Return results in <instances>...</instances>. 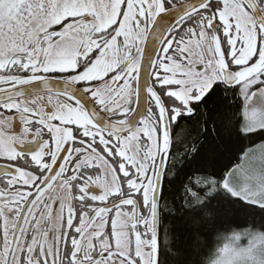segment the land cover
<instances>
[{
	"label": "snow or ice",
	"instance_id": "6c2138e0",
	"mask_svg": "<svg viewBox=\"0 0 264 264\" xmlns=\"http://www.w3.org/2000/svg\"><path fill=\"white\" fill-rule=\"evenodd\" d=\"M0 110V264H264V0H0Z\"/></svg>",
	"mask_w": 264,
	"mask_h": 264
},
{
	"label": "trees",
	"instance_id": "16d2710c",
	"mask_svg": "<svg viewBox=\"0 0 264 264\" xmlns=\"http://www.w3.org/2000/svg\"><path fill=\"white\" fill-rule=\"evenodd\" d=\"M179 146V138H174V147ZM222 163H235V157H226L221 161ZM243 215V214H241ZM255 220L259 224L260 217L254 214L244 216V221L248 222ZM229 227L225 225L206 224L201 228L200 234L188 241V248L190 250V259L195 261V264H209V262L217 254L218 248L225 242V238L230 235V231L226 230Z\"/></svg>",
	"mask_w": 264,
	"mask_h": 264
},
{
	"label": "flooded vegetation",
	"instance_id": "af4514ba",
	"mask_svg": "<svg viewBox=\"0 0 264 264\" xmlns=\"http://www.w3.org/2000/svg\"><path fill=\"white\" fill-rule=\"evenodd\" d=\"M28 99H31V97H28ZM46 101H47V98L45 97L44 103H46ZM0 112H3L5 116H9V115L15 116L16 115L15 112H14V110L11 113H9V112H7L5 110H0ZM13 129L16 131L17 134H19L20 121L18 119H16V120L13 121ZM57 191H58V193L59 192L61 193L60 187H59V190L57 189ZM92 191L99 192V189L93 188Z\"/></svg>",
	"mask_w": 264,
	"mask_h": 264
},
{
	"label": "rangeland",
	"instance_id": "374dc122",
	"mask_svg": "<svg viewBox=\"0 0 264 264\" xmlns=\"http://www.w3.org/2000/svg\"><path fill=\"white\" fill-rule=\"evenodd\" d=\"M57 189L59 190V180L57 182H54V184H53V190H54V193L55 194H60V192L58 193ZM53 190H50V193L49 194H53ZM216 255H215V257H216ZM215 257L213 259H215ZM212 260L209 262V264H212Z\"/></svg>",
	"mask_w": 264,
	"mask_h": 264
},
{
	"label": "water",
	"instance_id": "95a60500",
	"mask_svg": "<svg viewBox=\"0 0 264 264\" xmlns=\"http://www.w3.org/2000/svg\"><path fill=\"white\" fill-rule=\"evenodd\" d=\"M171 19V18H170ZM172 22H174V21H172Z\"/></svg>",
	"mask_w": 264,
	"mask_h": 264
}]
</instances>
